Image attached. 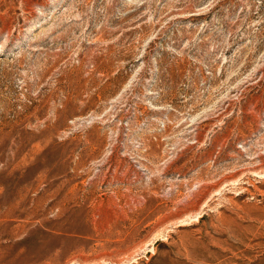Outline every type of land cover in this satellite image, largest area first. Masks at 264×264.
Returning <instances> with one entry per match:
<instances>
[{"label": "rangeland", "instance_id": "obj_1", "mask_svg": "<svg viewBox=\"0 0 264 264\" xmlns=\"http://www.w3.org/2000/svg\"><path fill=\"white\" fill-rule=\"evenodd\" d=\"M0 264H264V0H0Z\"/></svg>", "mask_w": 264, "mask_h": 264}]
</instances>
